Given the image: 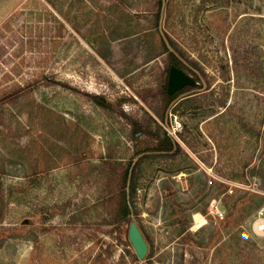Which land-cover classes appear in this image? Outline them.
Masks as SVG:
<instances>
[{"label": "rangeland", "instance_id": "374dc122", "mask_svg": "<svg viewBox=\"0 0 264 264\" xmlns=\"http://www.w3.org/2000/svg\"><path fill=\"white\" fill-rule=\"evenodd\" d=\"M160 6L0 0V264H264V0ZM168 51L200 87L166 107ZM110 149L123 222L87 172Z\"/></svg>", "mask_w": 264, "mask_h": 264}, {"label": "trees", "instance_id": "16d2710c", "mask_svg": "<svg viewBox=\"0 0 264 264\" xmlns=\"http://www.w3.org/2000/svg\"><path fill=\"white\" fill-rule=\"evenodd\" d=\"M158 3H159V8L155 16L157 22H159L161 16V6H160L161 0H158ZM161 40L163 45L167 47L166 35H164L163 33H161ZM168 52H169V61L171 65L177 67H183L184 69L191 68L187 65H183L172 51H168ZM198 87L200 86L195 85L192 87L184 88L178 91L177 93H175L171 97H169L165 91H163L161 95L163 100L166 102V107H167L174 99H176L184 91L189 89H195ZM100 99L101 98L98 96L93 97V100L95 102L102 104ZM137 128L139 127L137 126ZM154 150L159 152H177L179 151V146L172 141L170 136L165 131H162V134L159 135L155 140ZM113 158H114V151L110 149L106 157H104L101 165L91 166L87 170V172L91 171L92 173L96 169H101L100 172L102 173V175H104L103 187L106 191V196L103 199L104 209L106 210V212L108 211L115 212L118 221L123 222L124 219H126L130 214V208L128 205V194H127L128 182L130 181V172L129 169L127 168L124 170L116 168L113 162Z\"/></svg>", "mask_w": 264, "mask_h": 264}, {"label": "water", "instance_id": "95a60500", "mask_svg": "<svg viewBox=\"0 0 264 264\" xmlns=\"http://www.w3.org/2000/svg\"><path fill=\"white\" fill-rule=\"evenodd\" d=\"M197 85L196 78L187 74L181 68L171 65L168 70L166 94L171 97L178 91ZM264 234V233H262ZM127 238L140 261H143L148 252L147 243L135 221L128 225Z\"/></svg>", "mask_w": 264, "mask_h": 264}, {"label": "bare ground", "instance_id": "6f19581e", "mask_svg": "<svg viewBox=\"0 0 264 264\" xmlns=\"http://www.w3.org/2000/svg\"><path fill=\"white\" fill-rule=\"evenodd\" d=\"M252 227L255 229V232L258 234H261L264 232V219H262L260 216H256L254 218V222L252 224Z\"/></svg>", "mask_w": 264, "mask_h": 264}, {"label": "built area", "instance_id": "2783aa9c", "mask_svg": "<svg viewBox=\"0 0 264 264\" xmlns=\"http://www.w3.org/2000/svg\"><path fill=\"white\" fill-rule=\"evenodd\" d=\"M212 182L211 181H209V184H211ZM259 216L262 218V219H264V208H261V209H259ZM220 214H221V212H220Z\"/></svg>", "mask_w": 264, "mask_h": 264}]
</instances>
